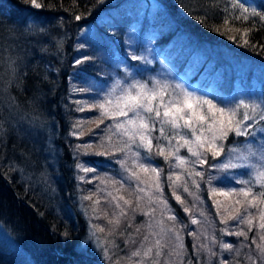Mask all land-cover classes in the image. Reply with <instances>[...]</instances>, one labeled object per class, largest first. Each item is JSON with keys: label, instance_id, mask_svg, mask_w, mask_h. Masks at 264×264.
Returning a JSON list of instances; mask_svg holds the SVG:
<instances>
[{"label": "trees", "instance_id": "obj_1", "mask_svg": "<svg viewBox=\"0 0 264 264\" xmlns=\"http://www.w3.org/2000/svg\"><path fill=\"white\" fill-rule=\"evenodd\" d=\"M135 1L37 0L41 7L36 8L31 0H0V124L3 125L0 129V264H126L121 244L131 237L129 232L137 223L144 227L141 206L135 211V204L124 207L127 215L120 217L116 226L109 221L120 209L111 205L109 195L100 198L99 203L83 199L90 193L85 189L88 185L85 179L91 178L92 172L88 175L77 165L94 166L97 177H109L117 173L119 164L115 161L122 153L111 154L118 139L114 129L110 133L112 145L106 139L101 141L107 126L112 124L110 119L100 124L98 109L78 110L74 100V97L80 99L78 91H82L84 103L89 106L96 103L97 92L103 96L101 89L107 91L115 80L126 76L129 80L134 75L164 80L162 60L167 55L173 66L170 73L173 79L184 76L186 65L192 67V60L198 63L190 77L192 83L200 84L197 73L204 66L210 68L212 78L214 72L221 70L224 80L219 86H206L214 89L209 99L231 101L235 87L247 96L259 92V97H264V21L258 17L248 21L229 17V24L225 25L227 13L222 9L231 7L229 0ZM253 1L259 7L257 11H264V0ZM142 3L151 8L138 14ZM239 14L238 10L232 11L233 17ZM76 15L82 18L76 20ZM136 24L137 37L131 38L130 27ZM245 29L250 32L242 38ZM150 30L154 35H150ZM243 39L249 41L248 46H244ZM133 50L147 56L151 63L132 61ZM179 53L183 56L180 63ZM84 57L90 59L79 65L75 63ZM230 60L247 61L257 73L244 78L236 75L235 81ZM164 63L170 67L167 61ZM233 80L235 83H231ZM80 114L96 126L78 137L73 133ZM262 135L258 133L253 140L230 134L225 153L217 159L225 157L237 141L241 143L236 145L234 154L255 151ZM89 144L91 147H85ZM182 150L187 154L186 149ZM100 152L109 154L97 155ZM153 160L163 169L160 180L166 171H172L169 162L165 163L155 153ZM214 164L216 160L209 155L208 164L199 167L205 172V179L200 180L204 188H194L196 192H193L208 204L205 185L209 171L215 170L208 165ZM235 170L250 174L249 169ZM168 189L166 186L164 197L178 218L175 226L184 225L185 229L189 214L172 200ZM204 208V212L209 211L206 213L209 220L196 212L210 230L204 242L208 243L213 235L218 241L215 214L211 208ZM100 228L104 231H99ZM257 231L254 227L248 234L249 247L242 248L239 257L233 251L226 252L221 259L249 264L246 255H257L250 240ZM64 233L69 234L67 239ZM184 233L183 264L189 260L191 264L197 261L219 264L218 244L213 247L217 256L206 252L197 256L193 251L197 241ZM86 236L103 244L114 242L115 246L107 245L112 254L105 255L100 247L90 248ZM144 236L143 230L140 235H133V240L139 243ZM226 239L235 248L243 237L226 236ZM257 264L264 262L257 260Z\"/></svg>", "mask_w": 264, "mask_h": 264}, {"label": "snow or ice", "instance_id": "obj_2", "mask_svg": "<svg viewBox=\"0 0 264 264\" xmlns=\"http://www.w3.org/2000/svg\"><path fill=\"white\" fill-rule=\"evenodd\" d=\"M100 2L102 3L103 0ZM31 5L36 8L41 7L37 0H31ZM230 5V8L225 6L222 9L227 13L224 19L225 25L229 24V17L243 21L258 17L260 21H264V11L246 7L239 0H230ZM233 10H238L240 14L233 17ZM81 18L80 15L75 16L76 20ZM249 32L250 29H245L241 34L242 38L246 37ZM243 44L248 46L249 41L243 39ZM84 47L85 45H80V48ZM88 59L90 58L77 59L75 63L79 65ZM130 59L132 61L143 60L145 64L151 63L147 56L138 55L135 50L131 52ZM125 66L128 67L127 64ZM100 91L104 92L103 96L97 92L94 97L96 103L88 107L90 110H99L100 124H103L105 119L112 121V124L107 126L101 141L106 139L111 143L112 135L110 133L113 129L115 130L114 134L118 139L116 144L112 145L111 154L122 153L124 155L123 159H117L115 162L127 173L121 179L112 180V183L119 184L120 189H125V182H135L136 207L133 208V211L140 207L142 200L146 199L147 210H142L144 216L154 217L157 208H159L161 214L167 216L168 221L174 222L172 227H161V233L171 234L175 240V246L169 253L174 257V261L165 260L164 264H183L185 246L182 229L184 225L175 226L178 218L164 197V188L160 180L163 169L155 165L153 153L162 157L165 163L174 160L175 163L170 164V168L181 170L180 172L170 171L167 181L168 186L172 189V196L177 203L183 206V211L186 214L199 212L201 217L205 216L204 210L197 207V203H203L199 196H195V202L190 209L178 194L177 189L182 188L190 196L195 195L190 191L188 181L191 182L193 188L199 190L200 183L196 178L204 180L205 172L197 170V166L202 169L207 165L209 155L217 163L208 166L224 172L227 177V182L225 177H221L216 179L215 183L212 177H208L209 195L233 198L230 207L234 208V214L221 215V201L213 200V204L217 208V215L220 216V223L224 225L220 229V233L223 236L243 237V240L239 241L238 247L235 248L230 242L217 241L215 235L210 238L208 243H200L201 235H204L206 240L208 239L206 233L189 231L188 235L197 241L193 244L195 255L199 256L201 252H206L209 256H217L213 247L218 244L220 252L232 253L234 251L235 255L239 257L241 249L249 247L246 243L249 240L248 234L254 227H257V234L251 240V243L255 245L257 255L254 257L247 254L245 258L249 264H257V260L264 262V135L261 136V143L255 151L245 150L243 155L234 154L237 152L236 145L241 143L237 141L233 147L228 149L224 160L217 159L225 153V142L229 139L230 134H234L235 137H251L253 140L258 133L264 134V123H261L264 122V97L259 100L240 97L231 101L218 100L214 102L215 98H205L204 95L198 94L197 90H190L183 84H172L160 79L136 78L135 75L131 80L127 76L123 80H115L113 86L107 91L103 89ZM79 110L83 111L84 109L80 108ZM97 126L99 127V124ZM2 127L3 125L0 124V129ZM247 142L245 141V143ZM85 147H91V145H85ZM181 149L187 150V156L180 154ZM141 150L144 153L143 156ZM107 154L109 153H97V155ZM129 160H131V167L128 164ZM77 168L85 173L94 171V166L84 167L83 164H78ZM234 169L253 170L254 175H250L247 179H241L240 176L243 173L231 172L229 174L230 170ZM140 173H144L149 179H142ZM107 179L111 178L107 177ZM149 181L151 182L149 183ZM101 183H104V179H101ZM232 184L242 186L236 188L231 186ZM256 188H259L260 191H254ZM108 195L111 196L112 193L109 192ZM83 199H91V197H83ZM112 199L120 212L109 223L119 226L120 217L127 215V209L122 207L115 197ZM119 200H122L125 206L132 205V201L123 196H120ZM252 209L256 210L255 213L251 211ZM257 217L259 223L254 224ZM190 218L193 225L201 222L194 215ZM229 221L235 222L231 228ZM148 227L151 229V223ZM99 231H104V229L100 228ZM68 235V233H64V238L67 239ZM148 241L149 235H145L140 247L132 251L128 257L130 264L133 258H138L135 260V264H148L149 261L151 264H160L159 258L163 254L162 248L165 245L158 238L155 240L154 247L151 245L146 247L145 243ZM125 243H129V241L126 240ZM108 244L115 246L114 242L106 241L103 248L105 255H108ZM82 251H86V249H82ZM188 264H191V260L188 261ZM197 264H200V261H197ZM219 264H234V260L220 259ZM235 264H239V261H236Z\"/></svg>", "mask_w": 264, "mask_h": 264}, {"label": "rangeland", "instance_id": "obj_3", "mask_svg": "<svg viewBox=\"0 0 264 264\" xmlns=\"http://www.w3.org/2000/svg\"><path fill=\"white\" fill-rule=\"evenodd\" d=\"M239 2L243 3L246 7H249V8H256L259 9V7H256L255 3L253 0H239ZM229 3H230V0H229ZM147 8H151V7H147L146 4H143V7L141 8V11L147 9ZM264 8V7H263ZM140 21V20H139ZM131 35L130 37L131 38H136L137 37V24L134 25L132 28H131ZM150 35H154L153 31L150 30ZM148 33V32H147ZM171 49V48H170ZM175 52H177V49L174 50ZM147 53V55L149 54V52H145ZM179 60H182L183 56H182V53H179ZM164 61H167L169 64H170V67L164 63ZM231 61V64H232V67H233V71H234V74H235V77L236 75H238L237 77H243L246 76L247 74L251 73L252 77L255 76V74L257 73L256 72V68H254V66L251 64V63H248L247 61H242V60H230ZM197 61L195 60H192V67H189L188 65H186V68H185V73H184V76H181L177 79H173L172 77V74H170L173 70V66L172 64L169 62V57L167 55H165V57L163 58L162 60V69L163 70V73L165 75V78L164 80L166 82H169V83H172V84H183L185 87L189 88L190 90L194 89V90H197L198 94H201V95H204L205 98H208V96H210L211 92L214 91V89H211V88H207L206 86H211L213 85L212 88H215L216 85L219 86L220 82H222L224 79L223 77H221V70H218L216 72H214V78H212L211 74H212V71L210 70V68H207V67H202L199 72L197 73V75L199 76V78L197 79V81L200 83H192L190 81V77L196 72L197 70ZM223 64V63H222ZM168 68V70H165L166 67ZM175 66V64H174ZM227 66V65H226ZM264 74V72H263ZM168 75V76H167ZM229 76V75H228ZM227 74H226V78H228ZM235 78V81L238 80V78ZM225 78V80H226ZM255 79V77H254ZM235 81L233 80L231 83H235ZM217 82H219L218 84H216ZM252 80L249 81V83L251 84ZM230 83L227 84V86L229 85ZM226 87V86H224ZM79 93V96H80V99H77L76 97H74V100H75V104L78 108V110L80 108H83V109H86V107H88V104H85V99H84V95L82 93V91H78ZM225 95V94H224ZM233 98H240V97H250V98H253V99H256V100H259L260 99V94L259 92H255L254 94H252V96H247L244 92L240 91L239 89H237L236 87L234 88V91L232 92V95H231ZM79 102V103H78ZM216 102V101H214ZM74 126L76 128L75 130V135L76 136H80L82 134H84L89 128L91 127H95L96 126V123L94 124V122H89L88 120L85 119V115H78L76 121L74 122ZM112 145V143H110ZM111 145H109V147H111ZM135 150V149H134ZM187 151V150H186ZM143 153V151L141 150V154ZM181 155H184V156H187L186 153L183 152V150L181 149V152H180ZM226 157V156H225ZM225 157H222L220 158L219 160H224ZM124 158V155L122 154L120 156V159H123ZM175 161L174 160H170L169 161V168H170V164H174ZM217 163V161H216ZM128 164L129 166L131 167V160L128 161ZM156 166H158L156 163H155ZM172 171L174 172H180V171H176V169L174 168H170ZM197 170H199V166H197ZM250 171V174L247 173V171H244V172H238L236 171L235 169L234 170H230V173L231 172H236V173H243V175L240 176L241 179H247L250 177V175H254V172L253 170H249ZM95 172V173H94ZM170 171H166V174L164 175V177H162L163 179L161 180L162 183H163V188L165 189L166 186L169 188L168 191H169V196L172 198V200L176 202L175 198L172 196V189L168 186V181H167V176L169 174ZM91 172H88L87 174L89 175ZM96 171H92V176L91 178L87 177L85 179V181L88 183V185L85 186V189H88L87 192L90 191V193H86L87 196L91 197V200L92 202H96V201H99L100 198H104L108 195L109 192L112 193L111 196H108V201H112L111 202V205L112 206H115V201H113V197L116 198V200H119V197L120 196H123L125 199H129L132 201V204H135V207H136V192H135V182H125V189H120V186L119 184H113L112 183V180H116V179H121L122 177L126 176L127 173H125L120 165L118 166V169H117V173L109 176L111 179H107V176L105 177H97L96 176ZM142 179L144 180H148V176L145 175L144 173H140ZM186 175V174H185ZM209 177H212L213 178V182L215 183V180L218 179V178H221V177H225V180L227 182V177L225 176V173L224 172H219L217 171L216 169L215 170H212V171H209ZM101 179H104V183H101ZM197 181L200 183V179L197 177L196 178ZM208 179H206V190H207V195H208V200L210 202V204H208L204 199V202L202 205H200L199 203H197V207L199 208H202V209H205L204 207L206 208H211L210 210H213L215 216H214V219L215 222H216V226L218 227V241H225V242H229V240L226 239V236H223L221 233H220V229L224 227V225H222L220 223V216L217 215V208L216 206L213 204V200H217V201H221V205H220V213L221 215H224V216H227V215H230V214H234V208L230 207V205L232 204V200L233 198H226L224 196H221V195H209V184L207 182ZM88 181H91L90 183ZM151 181H149L150 183ZM189 183V188H190V191L192 192H196L194 190V188L192 187L191 185V182L188 181ZM92 185L94 187H92ZM142 187L144 185H141ZM231 186L233 187H236V188H239L241 187L242 185L240 184H232ZM92 187V188H91ZM200 188H204L203 186H201L200 184ZM99 189V190H98ZM254 191H260L259 188H256L254 189ZM177 192L178 194L181 195L182 199L185 201L186 205L189 206V208L191 209L192 207V204L195 202V196H190L188 193H185L183 191L182 188L180 189H177ZM131 193V195H130ZM142 195V194H141ZM202 199V198H201ZM119 203L123 204V201L122 200H119ZM144 203H147V200H142L141 203H140V208L141 210H147V205H145ZM179 204V203H177ZM191 205V206H190ZM181 206V209L183 210V206L180 204ZM123 207H126L125 205H123ZM238 207V206H236ZM139 208V209H140ZM138 209V210H139ZM253 213H255V209H252L251 210ZM209 212L208 210L205 211V216L204 218L209 220L208 218V215H206V213ZM185 213V212H184ZM142 218L144 220V224L143 226L144 227H140V225L137 223L133 228L132 230L129 232V234H131V237L128 239L129 243H125L126 239H124V241L122 242L121 246L124 247V252L123 255H124V258L126 260V264H130L129 260H128V257L130 256L131 252L134 251L137 247H140V243H137L136 241L133 240V235L134 236H138L142 233V231L144 230V235H149V241L145 243V246H155V240L156 239H161L162 241V244L165 245L163 248H162V256L159 258V261H160V264H164L165 260H168V261H174V257L170 256L169 253L172 251V248L175 246V240H174V237L171 235V234H168V233H161V227H164V228H167V227H172L173 224L171 223V221H168L167 220V216L166 215H162L159 208H157L155 214H154V217H146L144 216L142 213ZM195 216V218L197 220H199L200 218L196 216V212H192L189 214V222L187 224V227H185V229L183 228L182 229V233L185 232L184 234H187L188 237H192L190 235H188L189 231H195L197 233H206L207 237L209 236V233L207 232V230L209 229H206V227L204 226V222L203 220H199L201 221L200 223L196 224V225H193L191 224V216ZM211 218V217H210ZM258 221V222H257ZM162 222V223H161ZM257 222V223H256ZM149 223H151V229L148 227ZM258 224L259 223V220H258V217L254 220V224ZM235 224L234 221H229V227L231 228L233 225ZM176 227H179V226H176ZM256 229H258L257 227H255ZM137 229H139V232H137ZM210 231V230H209ZM235 237V236H234ZM96 238V237H95ZM251 236H250V240H251ZM205 239V236L204 235H201L200 236V240L199 242L200 243H205L204 242ZM86 242L87 244L90 246V248H98L100 247L102 252L103 251V248L105 246V244L103 243H100L98 239H91L90 237H87L86 236ZM257 242H259V240H257ZM99 250V249H98ZM108 252L110 254L111 251L108 250ZM218 257L219 258V261L221 259V256L224 255L226 252H220V250L218 249ZM230 258V257H229ZM138 259V258H133L131 264H135V260ZM231 259V258H230ZM148 264H151V262L149 261Z\"/></svg>", "mask_w": 264, "mask_h": 264}]
</instances>
